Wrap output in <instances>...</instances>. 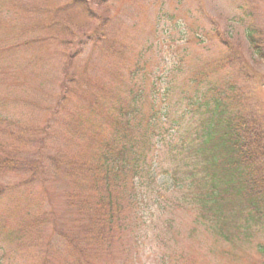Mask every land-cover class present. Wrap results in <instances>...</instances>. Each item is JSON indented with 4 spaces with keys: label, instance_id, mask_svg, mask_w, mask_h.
Listing matches in <instances>:
<instances>
[{
    "label": "rangeland",
    "instance_id": "obj_1",
    "mask_svg": "<svg viewBox=\"0 0 264 264\" xmlns=\"http://www.w3.org/2000/svg\"><path fill=\"white\" fill-rule=\"evenodd\" d=\"M230 50L241 65L219 68ZM197 70L235 82L239 116L264 132V0H0V149L14 159L0 172V264H264V196L257 214H228L219 234L218 219L161 174L123 198L110 248L83 250L87 222L66 194L77 188L88 200L89 186L70 185L45 160L93 151L130 92L143 90L141 122L152 105L175 116Z\"/></svg>",
    "mask_w": 264,
    "mask_h": 264
},
{
    "label": "trees",
    "instance_id": "obj_2",
    "mask_svg": "<svg viewBox=\"0 0 264 264\" xmlns=\"http://www.w3.org/2000/svg\"><path fill=\"white\" fill-rule=\"evenodd\" d=\"M250 39L257 53L262 54L252 33ZM230 52L218 60L219 68L241 65L237 51ZM208 76L200 70L187 76L192 90L181 89L182 106L175 116L167 103L159 109L152 105L150 117L141 122L143 101L142 95L137 94L143 90L130 92L131 99L120 102L114 109L108 120L109 134L102 136L93 151L80 158H62L58 154L45 158L48 167L61 172L70 185L83 189L89 186L88 200L82 198L77 188L66 194L67 199L77 203L80 221L87 222L81 237L86 244L83 250L92 242L104 250L110 248L108 239L122 225L123 198L136 199L140 192L158 184L160 174L185 191L194 206L218 219L219 234L228 214L239 213L245 207L257 214L259 199L264 196L263 127L259 124L251 127L253 123L248 124L239 116L235 82L221 79L213 84ZM169 91L166 87L161 95L167 96ZM41 155L34 157L30 166L32 180L39 177ZM13 160L0 149V172L12 171ZM169 168L175 170L170 177ZM7 186L0 184V196ZM229 203L234 206L226 213L225 206ZM59 235L72 247L77 245L75 234Z\"/></svg>",
    "mask_w": 264,
    "mask_h": 264
}]
</instances>
